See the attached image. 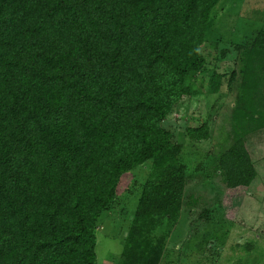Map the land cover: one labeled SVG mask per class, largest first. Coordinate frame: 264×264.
<instances>
[{
  "label": "trees",
  "instance_id": "trees-1",
  "mask_svg": "<svg viewBox=\"0 0 264 264\" xmlns=\"http://www.w3.org/2000/svg\"><path fill=\"white\" fill-rule=\"evenodd\" d=\"M219 1L0 0V264H95L96 220L145 163L116 264L160 263L157 227L175 221L185 170L161 123L182 97L218 91V74L196 75ZM239 58L216 165L226 189L256 175L243 137L264 127V31Z\"/></svg>",
  "mask_w": 264,
  "mask_h": 264
},
{
  "label": "rangeland",
  "instance_id": "rangeland-1",
  "mask_svg": "<svg viewBox=\"0 0 264 264\" xmlns=\"http://www.w3.org/2000/svg\"><path fill=\"white\" fill-rule=\"evenodd\" d=\"M210 19L198 48L204 65L196 78L204 85L208 73L215 72L220 76L218 91L182 97L161 123L180 146L185 170L175 221H162L157 227L156 235L166 233L159 264H264V127L260 121L251 124L252 131L243 137L256 172L252 182L246 188L226 189L216 166L218 155L232 142L239 57L243 47L264 31V0H220ZM201 124L208 128L206 140L185 137V128ZM148 167L145 163L124 174L112 203L97 218L95 264H116Z\"/></svg>",
  "mask_w": 264,
  "mask_h": 264
}]
</instances>
